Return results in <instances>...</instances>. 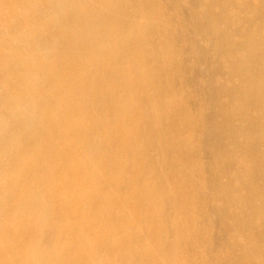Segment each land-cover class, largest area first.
Segmentation results:
<instances>
[{
    "label": "bare ground",
    "instance_id": "bare-ground-1",
    "mask_svg": "<svg viewBox=\"0 0 264 264\" xmlns=\"http://www.w3.org/2000/svg\"><path fill=\"white\" fill-rule=\"evenodd\" d=\"M0 264H264V0H0Z\"/></svg>",
    "mask_w": 264,
    "mask_h": 264
}]
</instances>
